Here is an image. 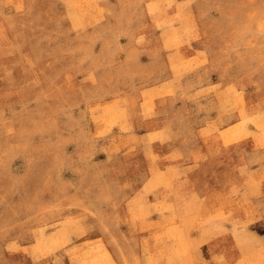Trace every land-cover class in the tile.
Returning a JSON list of instances; mask_svg holds the SVG:
<instances>
[{
    "label": "rangeland",
    "instance_id": "obj_1",
    "mask_svg": "<svg viewBox=\"0 0 264 264\" xmlns=\"http://www.w3.org/2000/svg\"><path fill=\"white\" fill-rule=\"evenodd\" d=\"M0 264H264V0H0Z\"/></svg>",
    "mask_w": 264,
    "mask_h": 264
},
{
    "label": "bare ground",
    "instance_id": "obj_2",
    "mask_svg": "<svg viewBox=\"0 0 264 264\" xmlns=\"http://www.w3.org/2000/svg\"><path fill=\"white\" fill-rule=\"evenodd\" d=\"M106 255H108V254H106Z\"/></svg>",
    "mask_w": 264,
    "mask_h": 264
}]
</instances>
